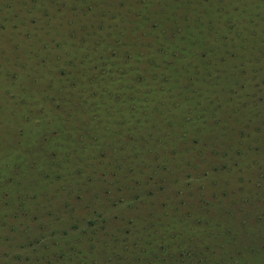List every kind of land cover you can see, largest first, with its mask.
<instances>
[{
    "label": "rangeland",
    "instance_id": "rangeland-1",
    "mask_svg": "<svg viewBox=\"0 0 264 264\" xmlns=\"http://www.w3.org/2000/svg\"><path fill=\"white\" fill-rule=\"evenodd\" d=\"M129 3L0 0V264H264V0H232L236 12L215 3L211 16L205 1L180 39L147 28L195 54L190 92L169 97L172 76L155 73L165 82L143 92L147 108L79 97L67 114L79 83L143 91L109 79L99 53L80 56L83 25L145 41L115 19Z\"/></svg>",
    "mask_w": 264,
    "mask_h": 264
},
{
    "label": "trees",
    "instance_id": "trees-1",
    "mask_svg": "<svg viewBox=\"0 0 264 264\" xmlns=\"http://www.w3.org/2000/svg\"><path fill=\"white\" fill-rule=\"evenodd\" d=\"M134 1L135 0H132V3L121 5V7L124 8L123 10H119L115 18L119 23H126L127 25L132 24L133 27L140 26L144 30H147L148 27L154 28L164 34L166 31H170L171 35L169 36L171 38H175V36H177L180 39L183 37V35H185L186 31L189 34L191 33V29L188 27L186 21L189 20V17H197L200 6L203 2L208 0H155L154 2L150 0H142L144 4L139 10L136 9V4ZM79 2L82 3V1ZM215 3L221 4L223 7L231 5V11L236 12V7L232 5V0H210L209 5L205 6V8H201V11L205 12L206 16L213 15ZM233 3L236 2L234 1ZM109 5H112V7L114 6L112 2H110ZM99 7L100 6H96L95 8L93 7L91 8V11L94 13ZM98 14L103 15L102 12L100 13V11H98ZM151 21H155L157 23L153 25L151 24ZM211 21L212 20L209 19V23ZM149 22L150 25H147ZM262 25H264V23ZM93 29L91 26L88 28L86 25H83L79 29L81 30L79 33L83 32V36L86 37V41L81 38V42L89 45L90 49L92 50H96L100 46L101 49L99 51H88L90 49L86 47L80 56L87 58L88 53L91 55H93L95 52L99 53L100 59L104 65L113 66L114 72L110 74L109 79L116 78V80L119 81L121 78L116 76L122 74L126 77V82L132 83L136 88L140 87L143 91H138L136 89L126 94L121 91L119 87H106V89H102L99 86H85L82 83H79V87L72 86L67 88V114H72L74 112L75 103L79 97L85 98L83 100L86 101L89 99L95 104H98V102L102 101L105 97L110 96L111 99L116 97L117 100L126 102L125 106L129 108L127 112L133 111L136 108L138 109L141 106L147 108L149 103L143 98V92L146 90L148 91V86L152 83H157V85H159V83L165 82L163 78L155 76V73L160 74L165 72V74L168 73L172 76L170 80H172V85L174 86L166 88V92L169 97L173 96L174 94L178 96V93L181 92L191 91L187 88V86L191 85L185 84L186 79L194 78L195 82L199 80V77L194 71L196 67L194 61L197 60L195 54L180 50L177 51L178 49H175L176 46L167 45L165 42L161 43L156 39L157 35L151 34L149 30L146 31L147 37H143L145 38V41H142L141 38H137L136 36H127L125 33L120 35L119 33L114 32L94 38L92 37ZM127 31L133 32L131 28L127 29ZM214 33L217 37L219 36V33ZM139 34L144 33L140 31ZM204 34L206 37L211 38L208 31H206ZM257 34L260 37L264 36V28L259 27ZM160 37L165 40L169 38L166 35ZM217 37H215L216 42L224 48H227V44L222 41L223 37ZM243 39V36L235 34L234 38L229 40V45H231V47L234 49H239L237 45L242 44ZM212 40H214L213 37ZM253 43L254 40L252 39L251 34H249L247 44L251 46ZM159 44H163V50L157 48ZM113 48H118L119 51H105ZM127 52L131 54L130 57L127 56ZM178 54H183L184 57L179 58ZM111 57L116 60L115 65L107 61V59ZM165 59L169 60L165 61ZM159 62L161 63L159 64ZM218 62V59H215V61L212 62L214 69L217 67L216 64ZM80 66L84 68V65ZM187 66H189V72L185 69ZM85 68L88 70L89 65ZM198 73L200 72L198 71ZM222 79L226 85H229L230 79ZM123 81L125 80H120V82ZM218 87L220 90L222 89L221 85H218ZM92 89H94L95 92H93ZM154 89L157 90V88H151L150 92L154 91ZM70 90H74L75 92L71 93ZM197 91L198 97H204L200 102H203L205 108H208L211 100L207 98V95H205L206 90H203V85L198 86ZM224 93L226 94V92ZM213 98H217V96ZM98 106L100 105L98 104ZM109 108H111L115 113L116 111L120 112L122 110L119 106L114 105L113 103L109 105ZM52 111L53 109L51 112ZM153 111L154 109L151 111V113ZM142 252L144 253V251Z\"/></svg>",
    "mask_w": 264,
    "mask_h": 264
}]
</instances>
